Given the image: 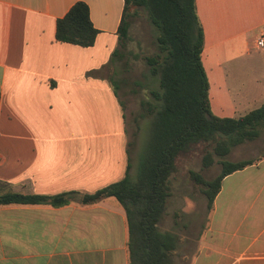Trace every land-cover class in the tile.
<instances>
[{
  "label": "crops",
  "instance_id": "obj_1",
  "mask_svg": "<svg viewBox=\"0 0 264 264\" xmlns=\"http://www.w3.org/2000/svg\"><path fill=\"white\" fill-rule=\"evenodd\" d=\"M77 1L94 45L56 39ZM213 112L238 117L224 52L264 33V0H196ZM124 0H0V181L25 194L94 193L128 166L126 117L110 80ZM246 114V113H245ZM244 115V114H242ZM241 116V115H240ZM229 182V183H228ZM115 197L0 206V264H130L127 213ZM190 264H264V155L227 175Z\"/></svg>",
  "mask_w": 264,
  "mask_h": 264
},
{
  "label": "trees",
  "instance_id": "obj_2",
  "mask_svg": "<svg viewBox=\"0 0 264 264\" xmlns=\"http://www.w3.org/2000/svg\"><path fill=\"white\" fill-rule=\"evenodd\" d=\"M124 1L119 45L113 51L110 64L115 57L124 55L131 7L145 10L158 31L159 50L145 60L151 74L158 78L159 88H152L151 96L141 102L137 120L146 119L147 136L138 158H132L135 142H128L125 176L94 193L25 194L7 189V183L0 181V206H62L75 197L84 204H93L113 196L127 213L130 264H174L172 252L177 248L178 237L162 231L159 225L172 195V176L177 171L178 158L197 145L211 146L213 151H207L204 156L205 164L209 165L214 161V154L224 157L232 147L257 139L264 128V103L238 117H221L213 112L210 82L202 58L205 33L196 0ZM98 33L91 20L90 7L84 1L74 3L57 20V41L87 47L94 45ZM109 78L118 95L117 81L112 75ZM257 160L222 159L220 174L211 180L191 171V176L203 185L210 210L223 179Z\"/></svg>",
  "mask_w": 264,
  "mask_h": 264
},
{
  "label": "rangeland",
  "instance_id": "obj_3",
  "mask_svg": "<svg viewBox=\"0 0 264 264\" xmlns=\"http://www.w3.org/2000/svg\"><path fill=\"white\" fill-rule=\"evenodd\" d=\"M129 14V36L124 55L114 58L109 73L118 84L119 98L126 117L127 146L128 142H135L136 150L132 157L135 160L147 136L146 119L137 120L141 102L151 96L152 88H159L158 78L151 74L145 57L156 54L159 49L156 42L158 31L146 11L131 7ZM250 44L249 53L243 47L224 52L223 69L231 88L230 96L235 101L246 103L237 107L236 116L264 103V48H256L254 38ZM207 151H213L212 147L197 145L183 154L178 158L177 171L172 176V195L168 198L167 211L159 228L178 237L177 248L172 252L174 264H190L191 257L200 245V234L210 217L208 197L203 185L191 176V171L211 180L220 174L222 159H259L264 155V128L257 139L232 147L226 156L214 154V161L209 165L205 164Z\"/></svg>",
  "mask_w": 264,
  "mask_h": 264
},
{
  "label": "built area",
  "instance_id": "obj_4",
  "mask_svg": "<svg viewBox=\"0 0 264 264\" xmlns=\"http://www.w3.org/2000/svg\"><path fill=\"white\" fill-rule=\"evenodd\" d=\"M256 45L258 48H264V33L260 34L256 39Z\"/></svg>",
  "mask_w": 264,
  "mask_h": 264
}]
</instances>
